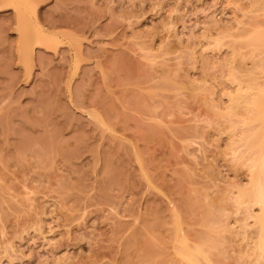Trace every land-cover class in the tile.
Here are the masks:
<instances>
[{
	"label": "rangeland",
	"instance_id": "1",
	"mask_svg": "<svg viewBox=\"0 0 264 264\" xmlns=\"http://www.w3.org/2000/svg\"><path fill=\"white\" fill-rule=\"evenodd\" d=\"M255 82L264 0H0V264H264Z\"/></svg>",
	"mask_w": 264,
	"mask_h": 264
},
{
	"label": "bare ground",
	"instance_id": "2",
	"mask_svg": "<svg viewBox=\"0 0 264 264\" xmlns=\"http://www.w3.org/2000/svg\"><path fill=\"white\" fill-rule=\"evenodd\" d=\"M260 39V38H259ZM255 82L253 85L244 84L240 88V95L244 101H250L252 104L253 121H260L261 134L259 146L264 147V87ZM248 104H245L247 106ZM255 110V111H254ZM258 126H254L252 135L255 136L258 131ZM247 131V130H246ZM247 138V136H246ZM253 175L251 179L252 187H245L242 191L241 197L249 199L255 204H258L260 211L256 215V223L259 225V237L256 242L257 256L256 262L261 263L264 260V156L259 155L253 162ZM180 254L185 259L187 264H202L200 256L203 255L201 248L193 249L186 241H180ZM207 261L210 259L207 255L204 256Z\"/></svg>",
	"mask_w": 264,
	"mask_h": 264
}]
</instances>
